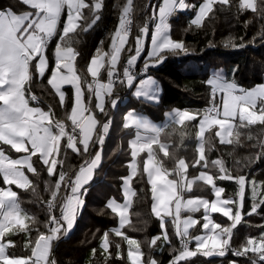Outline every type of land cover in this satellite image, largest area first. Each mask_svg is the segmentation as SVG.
I'll use <instances>...</instances> for the list:
<instances>
[{"label":"snow or ice","instance_id":"1","mask_svg":"<svg viewBox=\"0 0 264 264\" xmlns=\"http://www.w3.org/2000/svg\"><path fill=\"white\" fill-rule=\"evenodd\" d=\"M34 12L15 14L11 10L0 11V142L11 145L16 152L28 153L21 159L12 160L0 151V176L5 185H15L18 188L28 190L31 188L36 192L31 181L25 175L22 168L26 167L29 172L36 173V169L31 162L33 156L39 155L41 162L47 167L49 177L57 175L58 164H62L56 157L62 148V140L66 138V147L74 152H80L78 145L83 146V152L87 154L91 143L98 142L103 144L105 134L110 127L109 122H101L93 114L90 104L95 100V109L105 113L106 98L113 94L114 85L117 78V64L121 59V52L128 42L131 13L133 11V0H126L123 5L119 22L111 37V45L106 52L103 48H98L96 54L91 58L87 73L92 77L91 82H87L78 74L75 61L78 52L72 46L74 41L70 34L77 32L81 28L80 21L86 20L84 10L88 9L92 22L84 28L88 30L99 19V10L102 8V0H92L89 4L86 0H23ZM217 4L232 6V0H204L199 5L195 18L191 20V25L201 27L205 18L213 12ZM189 7L186 0H162L158 5V12L154 7L151 17L154 23V31L151 33V50L145 60V70L152 65V62H163L166 58L165 53L178 54L186 51L182 41H174L169 35V17L177 9ZM238 11L250 10L254 14L264 19V0H237ZM67 11V18L62 22L61 17ZM63 23L62 30L59 25ZM148 25L141 28L142 34H147ZM264 37V30L260 33ZM59 36L55 45L54 58L55 65L51 68V75L47 84L55 91L59 97L61 106L65 104V93L61 90L64 85H71L74 91V100L70 113L66 119L71 122V131H67L64 121L54 118L51 109L43 111L40 108L30 107L29 100L26 98V85L31 83L33 78L32 67L34 65L36 73L41 78L45 76L49 61L46 58L45 50L50 41ZM103 45V42H101ZM225 46L235 47L232 39L225 41ZM242 46V45H241ZM143 48V42L138 37L135 47V55H130L127 66L123 70L121 83L126 82L129 87L133 86L135 76L131 67L135 64ZM107 71V81L101 79L102 70ZM207 83L211 86L213 101L216 94L222 93L221 104L212 103V106L205 109L202 115L193 114L188 111L173 110L165 113L166 120L163 125H157L135 111H130L124 117L125 129L135 128L136 138L129 141L131 148L132 175L136 174L137 156L142 152H147V159L143 163V171L147 174L148 183L151 185L152 194V213L160 218L162 229L165 226L164 217H172V224L175 235L179 240V248L174 249L173 259L170 264L193 257L197 254L211 256L218 254L223 256L230 247V240L233 230L241 222L242 216L240 209L243 207L245 197V186L247 183L244 175L233 176L224 166L222 160L212 161L213 166H218L220 175L215 179L232 180L237 185L233 198L221 199V194L225 191L221 187H216L213 175L201 171L197 179L202 180L206 185L212 186V191L216 199L209 201L204 198L185 200L183 192L190 191L193 185L192 180H186L188 165L184 159H179L175 167L170 171L164 168L162 161L156 159L153 150L154 145H159V150L165 157H170L167 145L161 142V133L165 128L173 124H184L199 119L198 139L199 146L197 151L200 161H205V132L214 128L215 135L220 138L222 144H233L240 142L243 134L240 130L247 129L253 125L264 126V85L246 90L239 88L234 81H228L222 74H214ZM86 85L88 96L85 100L83 87ZM156 81L151 77L140 80L136 85L134 95L144 97L147 100H156L158 87ZM32 100L36 97L32 96ZM259 102V103H258ZM113 106L117 100L112 99ZM238 121V123H235ZM143 133V134H142ZM251 139V136H249ZM30 145V148L28 147ZM264 149V141L259 145ZM174 158V157H170ZM102 159V152L97 151L94 156L86 159L74 173L69 177L67 173L61 171L54 185L45 182V191L50 193L45 202L47 208V219L43 222L46 231L38 228L37 236L34 241L29 240L25 247L30 248L29 256H15L6 253V249L13 247L11 240L5 241V237L15 232H31L29 221L32 225L39 223L35 216L24 212L18 202V196L10 187L0 189V264H55L50 259L52 242L67 235L74 228V224L79 215L80 209L84 204L83 196L86 194V185L92 180L94 170L98 167ZM175 174L177 179H169ZM131 177L125 179V203L117 204L114 199L109 200L107 207L120 217L119 227L111 231L122 237L128 244L127 258L130 264H157L154 259L143 260L144 253L141 251L140 243L129 238L121 229L128 222L126 215L130 206V197L135 192L129 186ZM252 184V208L249 214L255 213L257 208L264 204V192L258 189L257 184ZM264 187V185H262ZM236 204L233 208L228 205ZM203 208L202 217L204 223L202 228L206 230L204 235L192 236L189 229L198 224L196 219L188 216L181 219L182 210L197 212ZM58 209V214H57ZM220 213L227 217L232 223L223 226L214 222L209 213ZM182 226V227H181ZM160 237H154L150 241V247L155 246ZM163 238L170 241L167 231H164ZM195 241V250L189 248V244ZM111 241L109 233L105 232L101 240V249L104 253L109 252ZM120 244H116L118 250ZM96 250L93 249V254ZM253 253L257 259H253L252 264L264 262V232L259 238L248 237L241 247L235 250V255L244 256Z\"/></svg>","mask_w":264,"mask_h":264},{"label":"trees","instance_id":"2","mask_svg":"<svg viewBox=\"0 0 264 264\" xmlns=\"http://www.w3.org/2000/svg\"><path fill=\"white\" fill-rule=\"evenodd\" d=\"M199 2L200 0H188ZM89 4L92 0H86ZM159 0H133V11L131 13L133 20L132 32L129 34L128 42L121 52V59L118 62V70L121 69L123 63L135 52L136 41L142 38L141 28L146 24L151 25L152 6L158 4ZM237 0H232V6H223L217 4L214 10L205 18L201 27L191 25L190 11H179L169 17L170 36L182 41L186 51L178 52V54L165 53L166 58L157 67H151L149 73L155 75L158 79L161 92L157 103L143 102L141 100H131V91L133 86L138 82L134 81L133 86L127 87L124 83L117 84L113 89V94L107 99L105 105V113H97L98 120L106 122L111 118V125L103 144L96 142L91 143L89 152H83L82 145H78L80 152H74L66 147V143L62 140V148L56 157L62 164L57 165L54 177H49L47 167L41 162L39 156H33V163L36 173L27 172V176L35 187L36 192L33 193L31 188L28 190L13 186L17 193L18 202L26 213L35 216L39 222L32 225L29 221V227L32 231L17 232L11 239L14 246L6 249V253L15 256H29L30 248H26V243L31 239L34 241L37 236L36 229L46 231L43 222L47 219V208L45 202L50 193L45 191V182L52 185L58 178L59 172L67 173L69 177H73L78 171L81 164L86 159L94 156L98 146H101L102 162L99 168L95 170L94 178L86 186L87 192L84 195V208L77 219L74 231L66 236L52 242L50 251V259L55 264H83L84 259L89 257V264H130L124 257L119 255L116 244H120L122 253H124V240L120 236H116L111 230L116 225V216L106 205L107 197L112 195L120 199V184L122 177L127 172V162L129 160L128 150L121 146L122 138L125 133H119L115 129L116 119L122 111L134 107L146 111L154 120H160L165 111L173 107L180 110H190L195 114H199L203 109L207 108L213 101V93L211 86L207 83L210 71L221 69L223 76L228 81H234L236 85L243 89L250 88L260 84L264 79V37L260 35L264 30V19L254 14L250 10L238 11L236 7ZM126 0H102V8L99 10V19L87 31L84 30L88 24H91L92 17L88 9L84 10L86 20L80 21L81 28L76 33L70 34L74 43L73 47L78 52L75 61L78 74L88 81L87 64L91 57L96 54L98 48L108 51L111 45V37L119 22V16ZM28 7L20 0H0V11L11 10L14 13H22L27 11ZM62 22L65 20V11L62 13ZM58 26L62 30L63 23ZM232 39L236 45L225 46V41ZM59 36L53 38L45 50L46 58L49 61V67L46 69L45 76L41 78L35 71L33 65V78L31 83L26 85V90L31 96L37 99L36 104L46 109H51L53 116L57 120H66V115L70 113L73 104V91L71 86H65V104L61 103L47 84V80L51 75V68L54 67V49ZM103 42V45L101 44ZM242 45V46H241ZM145 51L135 62L134 69L145 64ZM105 70L102 71V74ZM85 92V100L87 102V88L83 87ZM120 98L117 110L111 107V100ZM126 101L122 103V100ZM217 104V103H216ZM90 106H93L92 103ZM120 116V115H119ZM196 123L197 119L184 124H173L165 128L161 133V142L167 145L170 157H165L159 150L158 145L153 146L156 153V159L162 161L164 168L172 170L179 159L184 158L188 164V175H195L199 168L194 165L197 159L195 148L196 140ZM235 123H238L236 121ZM216 129L205 132V157L207 167L204 169L214 177V183L222 187L225 191L222 193L225 199L233 198L237 191V185L232 180L215 179L220 175L219 167L213 166L212 161L222 160L224 166L232 175V166L237 162H244L248 159H255L254 165L242 172V174L259 171L264 166V149L259 142L264 141V126L259 124L250 126L247 129H241L243 133L240 136L239 143L222 144L215 135ZM128 134V133H127ZM251 136V139H249ZM175 175V174H173ZM3 180L0 176V187H3ZM131 187L135 195L131 198L128 209V222L121 231L128 237L135 238L141 246L144 253L143 260L149 259L152 255H157L158 264H166L173 259L174 249H178V238L169 230L170 241L159 253L155 252L154 246L150 247V241L160 232L159 219L152 213V194L150 185L143 172L141 165L130 180ZM189 195H199L211 197L212 191L209 185L204 182L195 180ZM252 199L248 196L244 197L243 207L241 211V222L233 230L230 245L233 248H239L248 237L259 238L264 232V204H261L255 213L249 214L252 208ZM58 214V209H57ZM218 220L229 226L232 221L227 217L216 215ZM198 225L193 227L190 234L199 231ZM105 232L109 233L111 241L109 252L103 253L99 248V239ZM93 249L96 250L93 254ZM203 259L214 261L222 259L223 264H227L225 259H232L237 264H252L253 259H257L253 253H248L244 257H234L226 254L223 257L203 258L197 255L194 260ZM179 264L185 263L184 261ZM264 264V262H260Z\"/></svg>","mask_w":264,"mask_h":264},{"label":"rangeland","instance_id":"3","mask_svg":"<svg viewBox=\"0 0 264 264\" xmlns=\"http://www.w3.org/2000/svg\"><path fill=\"white\" fill-rule=\"evenodd\" d=\"M204 2V0H200L199 2H197V1H193L192 3H190L188 0H186V3H190L191 4V8L193 9V13L192 12H190L191 13V16H190V22H191V20L192 19H194L195 18V15H196V12L198 11V9H199V5L201 4V3H203ZM160 3H162V0H159V2H158V4H153V6H152V14H153V10H154V7H155V9L157 10V12H158V5L160 4ZM27 7H28V9H27V11H25V12H22V13H15V14H23V13H26V12H34V10L33 9H31V7L29 6V5H26ZM186 9L187 8H185V9H177L175 12H174V14H176L177 12H179V11H186ZM6 11H8V10H6ZM66 18H67V11L65 10V20H66ZM169 23V22H168ZM170 26V25H169ZM152 31H154V23L153 22H151V25L148 27V32H147V37H145V38H143L144 37V35L145 34H143V37L141 38V40H142V42H143V48H142V51H145V57L147 58L148 57V52L151 50V33H152ZM169 35H170V27H169ZM170 38L172 39V40H174V41H179V40H175V39H173L171 36H170ZM155 62V61H154ZM221 71V69H214V70H212V71H210V75H209V77H208V79H207V81L210 79V78H212L213 76H214V74H216L215 72H220ZM88 75H90V74H88ZM38 76H39V74H38ZM90 77V82L92 81V77L91 76H89ZM148 77H151L153 80H155L156 81V86H154V87H158V92H157V99L156 100H147V99H145L144 97H136L135 95H134V93H135V91H136V85H138L139 84V82H140V80H142V79H148ZM142 79H140L134 86H133V88H132V91H131V94H132V96H131V100L133 101V100H141V101H143V102H150V103H157L158 101H159V95H160V92H161V86H160V83H159V81H158V79L155 77V75L154 74H152V73H149L148 75H146L144 78H142ZM231 82V81H230ZM258 85H264V82H262V83H260V84H257V85H254V86H252V87H250V88H247L246 90H250V89H252V88H255L256 86H258ZM65 86V85H64ZM71 86V85H70ZM238 86V85H237ZM26 87V86H25ZM63 87V86H62ZM239 87V86H238ZM239 88H241V87H239ZM75 91V90H74ZM223 94L222 93H218L216 96V98H217V104L219 105L220 104V102H221V100H220V97L222 96ZM26 98L29 100V106L30 107H36V108H40V109H42L43 111H48V110H46V109H43L39 104H35V102H33V100L31 99V96L28 94V92H27V90H26ZM73 99H74V95H73ZM115 100H117V103H116V105L115 106H113L112 105V103H111V107H112V109L113 110H117V107L119 106V101H120V98L118 97V98H116ZM259 103V102H258ZM0 106H2V102H0ZM118 108H120V107H118ZM180 110L178 107H173V108H170L169 110H167V111H165L164 112V114H163V116H162V118L160 119V120H154V119H152L151 117H150V115H148V113L146 112V111H143V110H140V109H135L134 107H130V108H128V109H126V110H124V111H122L121 113H119L118 114V116H117V119H116V124H115V129H117L118 130V132L119 133H125L126 132V135L125 136H123V138H122V142H121V146L126 150H128V154H129V160H128V162H127V172H126V174L122 177V180H121V184H120V199H118V198H116V197H114V196H112V195H110V196H108L107 197V200H106V205H107V203H108V201L109 200H112V199H114L115 201H116V203L117 204H121V205H123L124 203H125V194H124V188H125V183H124V181H125V179H127V178H129V177H132L133 175H132V169L129 167V165L132 163V156H131V148L129 147V141H131V140H133V139H135L136 138V129L135 128H129V129H125L124 127H123V125H124V117H125V115H127V113L128 112H130V111H135L137 114H139V115H141V116H143L144 118H146V119H148L149 121H151V122H153V123H155V124H157V125H163L164 124V122H165V120H166V117H165V113H169V112H172L173 110ZM205 109H207V108H205ZM205 109H203L199 114L200 115H202L203 114V112L205 111ZM181 111H188V110H181ZM92 112H93V110H92ZM188 112H190V111H188ZM190 113H193V112H190ZM93 114L96 116V118H97V115L93 112ZM193 114H195V113H193ZM120 115V116H119ZM200 115H198L197 116V123H196V140H195V148H196V152H197V159H196V161L198 160V158H199V153H198V151H197V148H198V146H199V139H198V131H199V127H198V125H199V119H200ZM98 119V118H97ZM217 130V129H216ZM128 133V134H127ZM143 134V133H142ZM218 140L220 141V138L218 137ZM99 143V142H98ZM159 146V145H158ZM29 148H30V145L28 146ZM83 147V146H82ZM101 146H98V149H97V151H101ZM0 151H2L3 153H4V155L6 156V157H8L9 159H12V160H17V159H21L22 157H24L25 155H28V153H23V152H20V153H18V152H16L15 151V149H13L12 147H11V145H7V144H4L3 142H0ZM145 159H147V152H142V153H140L138 156H137V158H136V161H137V169H136V172H137V170H138V166L139 165H141V167H142V169H143V163H144V160ZM182 159H184V158H182ZM185 160V159H184ZM250 160H252V159H248V160H246V163H244V162H237V163H234L233 164V166H232V172H234V173H236L237 175H244L245 177H246V180H247V183H246V186H245V196H248L249 198H251V196H252V184H251V182H255L256 184H257V186H258V189L260 190V191H262V192H264V187H262V185H264V166L259 170V171H253L252 173H250V172H248L247 174H242V172H244V171H246V170H248V169H250L253 165H254V163L255 162H252V161H250ZM196 161H195V163H194V165L195 166H197V167H199L197 170H196V174L195 175H188V173L186 172V176H185V179L186 180H192L193 182L195 181V180H199V179H197L198 177H199V174H200V172L201 171H204V172H206V173H208V174H210L208 171H206L205 169H204V166H205V161H200V163L199 164H197L196 163ZM185 162H186V164H187V161L185 160ZM188 165V164H187ZM28 169L26 168V167H24V168H22L21 169V171H23L24 173H25V175L27 176V171ZM187 170H188V168H187ZM144 172V171H143ZM144 174H145V176H146V178H147V181H148V177H147V174L144 172ZM211 175V174H210ZM233 176H235V175H233ZM2 177V176H1ZM28 177V176H27ZM29 179V178H28ZM169 179H177V177L175 176V175H171V176H169ZM2 180H3V178H2ZM131 180V179H130ZM199 181H202V180H199ZM203 182V181H202ZM4 183V182H3ZM149 184V183H148ZM150 185V184H149ZM13 186H15V185H5V184H3V189H5V188H11L13 191H15L14 189H13ZM129 186H130V188L132 189V187H131V184L129 183ZM210 187H211V191H212V186L211 185H209ZM215 186L216 187H220V186H218V185H216L215 184ZM222 188V187H221ZM150 189H151V185H150ZM132 191H133V189H132ZM187 191L188 190H185L182 194H183V197H184V199L185 200H187V199H195V198H204V199H208L209 201H211V200H214V199H216V197H215V195H214V193H213V191H212V195H211V197H206V196H199V195H196V196H194V195H189V194H187ZM131 198H132V196L130 197V201H131ZM221 199H225L224 197H223V195L221 194ZM252 199V198H251ZM237 200H238V198H237ZM153 203V202H152ZM228 207H232L233 208V214H234V212H235V210H236V207H237V205L236 204H232V205H228ZM129 208V207H128ZM109 210L112 212V210L109 208ZM24 211V210H23ZM25 212V211H24ZM112 213H114V212H112ZM115 214V216H116V220H117V222H116V225H115V227H114V229L115 228H118L119 227V221H120V217L116 214V213H114ZM210 214V216H211V218L213 219V221L214 222H217V223H220V224H222L223 226H224V224L222 223V222H220V220H218V217H216V215H221V216H223L222 214H220V213H209ZM126 215H127V218H128V209H127V212H126ZM203 215H204V210H203V208H200V210L199 211H197V212H188V211H185V210H182V212H181V219H185V218H187L188 216H192V218L193 219H196L197 221H198V227H199V231H196V233H194V234H192V236H197V235H204L205 234V232H206V230H204L203 228H202V225H203V223H204V221H203V219H202V217H203ZM158 218V217H157ZM159 219V226H160V232H159V234L156 236V237H160L158 240H157V242H156V245L154 246V248H155V252H157V253H159V252H161L162 250H163V248L166 246V244L169 242V241H166L164 238H163V234H164V231L166 230L167 231V233H168V236L170 235L169 234V230L171 229L172 230V232H173V234L175 235V229H174V226H173V224H172V217H164L163 219H164V221H165V226H164V228L162 229V227H161V220H160V218H158ZM196 225V226H197ZM182 227V226H181ZM195 227V226H194ZM192 229V228H191ZM191 229H189V231H191ZM18 232H21V231H18ZM15 233H17V232H15ZM12 235H14V234H12V233H10V234H8L4 239H5V241H7V240H10L9 239V237H11ZM176 236V235H175ZM103 237V236H102ZM102 237L99 239V248H100V250L103 252V250L101 249V247H100V245H101V240H102ZM129 238H131V239H135V238H132V237H129ZM136 240V239H135ZM192 243H193V246H192V248H191V250H195V247H196V244H195V241L193 240L192 241ZM128 244H127V242L126 241H124V253H122V248H120L119 249V255H124V257H125V259L130 263V261L128 260V258H127V251H128ZM241 246H239V248H240ZM239 248H236V249H239ZM104 253V252H103ZM106 254V253H105ZM197 255H200V256H202L203 258H206V259H209V258H213V257H223V256H221V255H218V254H214V255H211V256H204V255H202V254H197ZM197 255H195V256H193V257H190V258H187L186 260H184V262L186 263H192V264H223L222 262H223V260L222 259H217V260H214V261H209V260H203V259H196V260H194V258L197 256ZM143 259V258H142ZM149 259H154L156 262H158V257H157V255L155 254V255H152ZM171 261V260H170ZM170 261L169 262H167L166 264H170ZM225 261H227V264H237L236 263V261H233L232 259H225ZM83 264H89V257H86L85 259H84V262H83ZM158 264V263H157Z\"/></svg>","mask_w":264,"mask_h":264},{"label":"built area","instance_id":"4","mask_svg":"<svg viewBox=\"0 0 264 264\" xmlns=\"http://www.w3.org/2000/svg\"><path fill=\"white\" fill-rule=\"evenodd\" d=\"M132 28H133V20H132V15H131V24H130V32H129V34L132 32ZM128 60V59H127ZM127 60L123 63V65H122V67H121V69L120 70H116V72H117V78H116V82H115V85H114V87L117 85V84H119L120 82H121V80L123 79V70H124V67H126L127 66ZM145 64H143V65H141L139 68H137V69H134V66H132L131 67V71H132V73L134 74V76H135V79H134V81H139L140 79H142V78H144L146 75H148L149 74V70H150V67L151 66H149L146 70H145ZM211 92H212V89H211ZM33 95H31V97H32ZM124 100H122V103H124L123 102ZM33 102H37V99H35V100H33ZM213 103V102H212ZM212 103L207 107V108H209V107H211L212 106ZM61 121H64L65 123H66V125H67V128H66V130L67 131H71V122L70 121H66V120H61ZM110 121V125H111V118H108L107 120H106V122H109ZM110 128V127H109ZM109 131V130H108ZM108 133V132H107ZM107 133L105 134V136L107 135ZM64 141H65V143H67V140H66V138L64 139ZM177 246H178V248H179V240H177ZM192 246H193V243L191 242L190 244H189V248L191 249L192 248ZM235 250H237L236 248H233L231 245H230V247H228V249L225 251V254L224 255H226V254H230V255H232V256H234V257H244V256H238V255H235L234 253H235Z\"/></svg>","mask_w":264,"mask_h":264},{"label":"crops","instance_id":"5","mask_svg":"<svg viewBox=\"0 0 264 264\" xmlns=\"http://www.w3.org/2000/svg\"><path fill=\"white\" fill-rule=\"evenodd\" d=\"M21 2H23V0H20ZM188 5H189V7H187V9H186V11H190V12H192L193 13V9L191 8L192 6H191V4L190 3H187ZM26 5V4H25ZM4 11H6V10H4ZM14 13V12H13ZM62 28H63V25H62ZM147 35L148 34H145L144 35V37H143V35H142V37L143 38H145V37H147ZM143 53V51H141V53H140V56H141V54ZM136 53L134 52L132 55H135ZM139 56V57H140ZM138 57V58H139ZM92 58V57H91ZM91 58L89 59V61H88V64H89V62H90V60H91ZM138 58H137V60H138ZM136 60V61H137ZM162 62H160V63H156V62H152V65H151V67H157V66H159L160 64H161ZM88 64H87V66H88ZM55 65V64H54ZM117 66H118V64H117ZM150 67V68H151ZM116 70H118V67H117V69ZM103 71V70H102ZM216 74H222L223 75V71L221 70L220 72H215ZM88 74V73H87ZM90 75H88V81L87 82H90V77H89ZM101 79H102V81H104V82H106L107 81V79H108V77H107V71H106V69H105V72L103 73V74H101ZM263 82H264V79H263ZM124 84H125V86H127V87H129L128 85H127V83L126 82H124ZM65 86H70V85H65ZM65 86H63L62 87V91H63V88L65 87ZM51 87V86H50ZM72 87V86H71ZM52 89V88H51ZM53 90V89H52ZM54 91V90H53ZM72 91H73V95H74V89H73V87H72ZM64 92V91H63ZM54 93H55V91H54ZM217 95V94H216ZM58 97V96H57ZM159 97H160V95H159ZM217 97V96H216ZM58 99H59V97H58ZM107 99L108 98H106V101H107ZM114 99H116V98H114ZM74 100V99H73ZM60 101V100H59ZM126 101V99L123 101V102H125ZM216 103H217V101H216ZM36 104V103H35ZM220 104H221V102H220ZM92 105L93 106H90V108L93 110V112L95 113V112H97V113H100V111L99 110H97V109H95V100H94V97H93V101H92ZM111 105V104H110ZM41 106V105H40ZM42 107V106H41ZM43 109H46V108H44V107H42ZM46 110H48L49 111V109H46ZM185 110V109H184ZM188 111H190V110H188ZM190 112H192V111H190ZM62 120H64V119H62ZM68 121V120H67ZM38 155V154H37ZM39 156V155H38ZM250 161H252V162H255V159L254 158H252V160H250ZM101 162H102V159H101ZM101 162H100V164L98 165V167L97 168H99L100 167V165H101ZM244 163H246V161H244ZM96 168V169H97ZM95 169V170H96ZM95 170H94V173H95ZM94 173H93V178H94ZM92 178V179H93ZM92 181V180H91ZM90 181V182H91ZM89 182V183H90ZM88 183V184H89ZM87 184V185H88ZM86 185V186H87ZM85 186V187H86ZM0 189H3V187H0ZM83 198V200H84V196L82 197ZM152 202H153V200H152ZM83 208H84V204H83V206H82V208L80 209V212H79V215H78V217L80 216V214H81V212H82V210H83ZM129 209V208H128ZM78 217H77V219H78ZM76 222H77V220H76ZM76 222H75V224H74V228L72 229V230H70L69 231V233L68 234H70V233H72L73 231H74V229H75V227H76ZM114 229V228H113ZM16 234V233H15ZM67 234V235H68ZM13 236V235H12ZM11 236V237H12ZM64 236H66V235H64ZM11 237H9V239L13 242V240L11 239Z\"/></svg>","mask_w":264,"mask_h":264}]
</instances>
